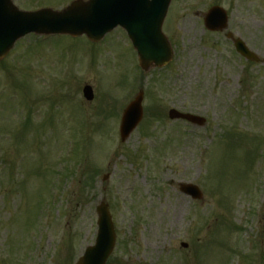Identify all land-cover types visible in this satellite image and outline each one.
<instances>
[{
    "label": "rangeland",
    "instance_id": "374dc122",
    "mask_svg": "<svg viewBox=\"0 0 264 264\" xmlns=\"http://www.w3.org/2000/svg\"><path fill=\"white\" fill-rule=\"evenodd\" d=\"M214 4L258 62L204 29ZM163 26L173 59L146 73L120 28L97 43L28 35L0 60V264L74 263L94 243L102 200L116 236L106 264H264V0H171ZM140 88L143 117L121 142ZM169 108L206 123L170 120Z\"/></svg>",
    "mask_w": 264,
    "mask_h": 264
},
{
    "label": "water",
    "instance_id": "95a60500",
    "mask_svg": "<svg viewBox=\"0 0 264 264\" xmlns=\"http://www.w3.org/2000/svg\"><path fill=\"white\" fill-rule=\"evenodd\" d=\"M170 0H74L61 11L40 9L34 12L19 11L10 0H0V58L14 41L29 32L49 34L67 33L73 36L86 34L92 41H97L116 25L127 31L133 46L138 52L140 65L144 70L151 66H162L172 56L167 38L161 31L162 22ZM220 9L214 7L205 20L206 26L222 29L225 18ZM236 46L246 56L250 54L236 42ZM87 99L92 98L89 86L83 89ZM142 93L140 92L124 110L120 137L125 140L142 116ZM170 118H183L193 123L203 124L204 119L169 111ZM181 190L194 198H200L199 189L192 184H182ZM98 234L96 243L88 247L84 256L76 264H105L114 244V232L107 205L103 202L97 207Z\"/></svg>",
    "mask_w": 264,
    "mask_h": 264
},
{
    "label": "flooded vegetation",
    "instance_id": "af4514ba",
    "mask_svg": "<svg viewBox=\"0 0 264 264\" xmlns=\"http://www.w3.org/2000/svg\"><path fill=\"white\" fill-rule=\"evenodd\" d=\"M208 10V9H207ZM205 13H206V11H204L201 15H202V23H203V26H204V17H205ZM204 29L206 30V28L204 27ZM206 31H208V30H206ZM221 34V35H223L224 37H225V39L226 40H228V41H230V43H231V45L233 46V44H232V41H231V39L230 38H228V37H230V36H232L233 35V33L231 32V31H229V30H225V31H214V32H212V31H208V34ZM233 51H235V50H233ZM236 53V52H235ZM237 54V53H236ZM239 58H242V59H244L242 56H240L239 55Z\"/></svg>",
    "mask_w": 264,
    "mask_h": 264
}]
</instances>
